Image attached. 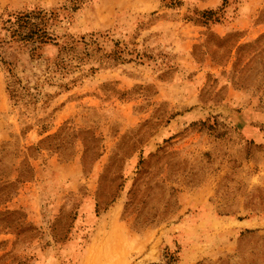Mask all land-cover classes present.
<instances>
[{"label":"rangeland","instance_id":"obj_1","mask_svg":"<svg viewBox=\"0 0 264 264\" xmlns=\"http://www.w3.org/2000/svg\"><path fill=\"white\" fill-rule=\"evenodd\" d=\"M116 213L129 264H264V0H0V264Z\"/></svg>","mask_w":264,"mask_h":264},{"label":"bare ground","instance_id":"obj_2","mask_svg":"<svg viewBox=\"0 0 264 264\" xmlns=\"http://www.w3.org/2000/svg\"><path fill=\"white\" fill-rule=\"evenodd\" d=\"M109 227L113 229L112 234L108 236L109 233L106 231L100 234V239H96L90 247L85 264H94L95 262L100 264H129L134 255H141L147 249V242L131 235L128 226L119 224L117 213ZM128 236L133 240L126 242L125 238ZM130 243L132 244L129 245ZM151 250L152 252H150ZM147 251L149 254L143 259V262L155 258V247H150Z\"/></svg>","mask_w":264,"mask_h":264},{"label":"trees","instance_id":"obj_3","mask_svg":"<svg viewBox=\"0 0 264 264\" xmlns=\"http://www.w3.org/2000/svg\"><path fill=\"white\" fill-rule=\"evenodd\" d=\"M43 26H44V24H43ZM35 34L38 35L39 38L47 37V31L42 27H38L35 31Z\"/></svg>","mask_w":264,"mask_h":264}]
</instances>
